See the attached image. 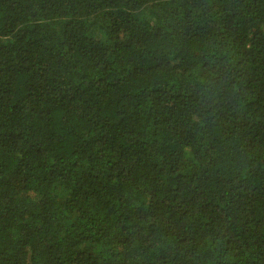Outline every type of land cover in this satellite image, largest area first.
<instances>
[{
  "label": "trees",
  "instance_id": "trees-1",
  "mask_svg": "<svg viewBox=\"0 0 264 264\" xmlns=\"http://www.w3.org/2000/svg\"><path fill=\"white\" fill-rule=\"evenodd\" d=\"M0 264H264V0H0Z\"/></svg>",
  "mask_w": 264,
  "mask_h": 264
}]
</instances>
